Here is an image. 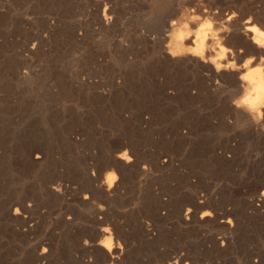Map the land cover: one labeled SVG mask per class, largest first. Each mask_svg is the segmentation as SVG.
I'll return each instance as SVG.
<instances>
[{"label": "rangeland", "instance_id": "1", "mask_svg": "<svg viewBox=\"0 0 264 264\" xmlns=\"http://www.w3.org/2000/svg\"><path fill=\"white\" fill-rule=\"evenodd\" d=\"M85 15V0H0V264H35L32 251L43 242L51 246L46 264H80L81 235L87 236L89 231L84 209L101 205L113 209L128 225L145 220L160 233L153 246L135 238L129 264H160L168 254L177 253L192 264H249L255 258L264 264V213L251 214L248 202L264 175V148L259 138L238 133L239 151L236 149L233 160L228 164L219 161L213 152L224 149L226 136L235 131H228L225 122H218L213 115L196 114L184 104L164 102L147 92L148 52L140 46L138 50L133 24L145 18L128 23L127 30L110 40L96 32ZM46 20H52V25ZM33 44L38 50L30 52ZM99 89L109 91V97H100ZM182 128L187 132L185 141L177 137ZM126 143L134 147L141 162L147 164L149 154H163L173 165L145 175L127 172L112 202L94 193L83 203L96 180L103 181L111 172L114 180L120 178L105 166ZM35 151L43 155L39 165L29 161ZM62 181L69 187L68 196L57 199L49 188ZM201 196L209 200V209L223 212L231 208L238 214L237 238L220 253L207 246L215 230L187 231L179 227L173 214L157 221L151 212L186 209L194 204V197ZM16 199L31 209L33 227L29 233L16 231L8 218ZM67 209H73L78 217L80 225L75 231L59 220Z\"/></svg>", "mask_w": 264, "mask_h": 264}, {"label": "bare ground", "instance_id": "2", "mask_svg": "<svg viewBox=\"0 0 264 264\" xmlns=\"http://www.w3.org/2000/svg\"><path fill=\"white\" fill-rule=\"evenodd\" d=\"M85 3L87 22L90 25L93 24L96 32L103 36V38L108 39L110 36V40L112 39L111 36L117 35L124 28L127 30L128 23L137 18H145L144 20L133 21V24H135L134 35L135 37L137 36L135 43L138 45V50L140 46L141 49L143 48L148 52V64H146L147 69L150 70V77H147L149 78L146 85L147 92L150 95H157L158 99L160 98L164 102L177 101L180 105L184 104V107L189 108L191 112H195L196 114L208 113L209 115H213L216 117L214 119L218 122H225L228 131H235L232 132V135L226 136L224 149L221 146V149L213 152L215 158L223 163L226 162V164L233 160L234 153L238 149L239 144L238 133L258 137L259 139H257L260 140L264 148V0H85ZM48 21L46 20V22ZM50 25L52 24L50 23ZM83 32L85 33L86 31ZM121 45L124 46L125 43ZM115 47L117 46L115 45ZM131 48L133 49V47ZM36 49L37 45L33 44L29 48V51L34 52ZM98 95L102 98H108L110 92L100 90ZM152 104L154 103L152 102ZM170 110L174 109L172 108ZM184 112L188 113L187 111ZM216 125L218 124L216 123ZM196 127L201 128L202 125H196ZM188 130L190 131L191 129ZM177 137L180 141H185L187 139L186 128H182L177 132ZM133 148L128 147L127 143L117 148L116 153L111 157L105 168L110 170L114 169L118 173L114 174L119 175L118 177L120 178L114 180L113 172H111L103 181H93L92 191L90 194L83 196V203L89 201L94 193L105 200V202H112L111 200L118 196L120 186L122 185L121 179L124 180L123 177L127 172L135 170L145 175L149 174L151 170L166 171L173 165L172 159L163 154H159L158 156L149 154L147 164L143 161L141 162L138 157L139 154L137 153V155ZM210 152L212 151L210 150ZM262 153L261 151L260 154ZM29 161L32 164L39 165L43 161L42 153L35 151L34 156ZM257 176L255 179H258ZM63 181L62 183L52 184L49 188V191L52 193L51 195L58 196L57 199L68 196L69 187L67 188V184H63ZM71 200L69 199V201ZM208 202L209 200L203 196L194 197V204L186 209H176L172 213H170L172 211L171 209H151V212L157 221L158 219L166 218L169 214H173L179 227L187 229V231L202 230L205 228L215 230L217 233L214 238L212 237L213 240L207 246L220 253L231 245L232 239L235 237L234 234L240 225L239 218L236 211L231 208H226V210H222L223 212L218 209H209ZM248 202L251 207L249 209L251 214L264 213V209H262L264 208V175L254 187ZM10 207L11 211L8 218L15 225L16 231L29 233L33 227V218L29 205L16 199L11 203ZM84 210L89 224V231L85 232L87 236L81 235L83 238L80 242L81 254H79L80 257L78 256L77 260L80 264H129L135 238H139L140 243L145 242L153 246L157 243L159 237H161L160 233L154 230L149 222L145 223V220L128 225L129 223L126 224L121 218L116 216L113 209H106L102 205L95 209ZM60 211L62 210L60 209ZM60 216L59 220L62 221V225L65 228L71 229L70 231L77 229V226L80 225L77 222L78 217L75 215L73 209H67ZM50 251L51 246L47 243L43 242L39 244L32 251L33 263L46 264L45 261ZM160 264H192V261L186 258L185 255L177 253L168 254L164 262ZM249 264H259V261L256 258L251 259Z\"/></svg>", "mask_w": 264, "mask_h": 264}, {"label": "snow or ice", "instance_id": "3", "mask_svg": "<svg viewBox=\"0 0 264 264\" xmlns=\"http://www.w3.org/2000/svg\"><path fill=\"white\" fill-rule=\"evenodd\" d=\"M218 83H219V81H218Z\"/></svg>", "mask_w": 264, "mask_h": 264}]
</instances>
